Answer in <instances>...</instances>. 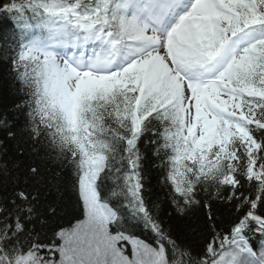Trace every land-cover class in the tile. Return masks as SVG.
Returning <instances> with one entry per match:
<instances>
[{
    "label": "snow or ice",
    "instance_id": "snow-or-ice-1",
    "mask_svg": "<svg viewBox=\"0 0 264 264\" xmlns=\"http://www.w3.org/2000/svg\"><path fill=\"white\" fill-rule=\"evenodd\" d=\"M0 264H264V0H0Z\"/></svg>",
    "mask_w": 264,
    "mask_h": 264
},
{
    "label": "trees",
    "instance_id": "trees-1",
    "mask_svg": "<svg viewBox=\"0 0 264 264\" xmlns=\"http://www.w3.org/2000/svg\"><path fill=\"white\" fill-rule=\"evenodd\" d=\"M157 179H158V174L156 172H153L152 173L151 180H152V184L154 186L157 183ZM65 206H66L68 212L71 213L73 209H72V200H71V197L70 196H66L65 197Z\"/></svg>",
    "mask_w": 264,
    "mask_h": 264
}]
</instances>
